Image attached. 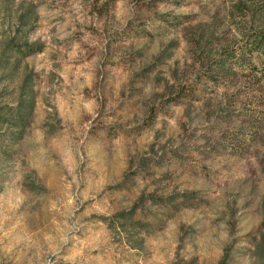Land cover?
<instances>
[{"label":"rangeland","instance_id":"374dc122","mask_svg":"<svg viewBox=\"0 0 264 264\" xmlns=\"http://www.w3.org/2000/svg\"><path fill=\"white\" fill-rule=\"evenodd\" d=\"M15 32L34 106L0 264H257L264 0H0Z\"/></svg>","mask_w":264,"mask_h":264},{"label":"trees","instance_id":"16d2710c","mask_svg":"<svg viewBox=\"0 0 264 264\" xmlns=\"http://www.w3.org/2000/svg\"><path fill=\"white\" fill-rule=\"evenodd\" d=\"M28 13L26 12L22 16L24 23L28 19ZM17 37V32H15L12 36L0 40V81L8 79L13 82L11 94L15 95L12 102L0 103V169L2 170L6 167L4 159L9 161L12 158L15 146L29 127L30 115L34 106L33 71L24 62V57L32 51L31 47L33 46L28 40H19ZM262 208L260 239L254 249L257 264H264V200ZM126 214L132 221L131 225L135 230L139 224L132 219L133 211L129 210ZM119 215H125V212H120Z\"/></svg>","mask_w":264,"mask_h":264}]
</instances>
